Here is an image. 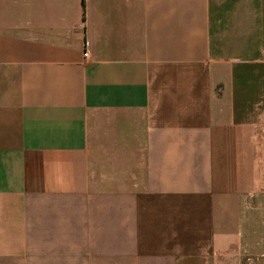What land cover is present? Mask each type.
Wrapping results in <instances>:
<instances>
[{
    "label": "crops",
    "instance_id": "1",
    "mask_svg": "<svg viewBox=\"0 0 264 264\" xmlns=\"http://www.w3.org/2000/svg\"><path fill=\"white\" fill-rule=\"evenodd\" d=\"M262 144L264 0H0V264H259Z\"/></svg>",
    "mask_w": 264,
    "mask_h": 264
},
{
    "label": "built area",
    "instance_id": "2",
    "mask_svg": "<svg viewBox=\"0 0 264 264\" xmlns=\"http://www.w3.org/2000/svg\"><path fill=\"white\" fill-rule=\"evenodd\" d=\"M82 56H83L84 58L87 56L86 51H84V52L82 53ZM262 148H264V144H262Z\"/></svg>",
    "mask_w": 264,
    "mask_h": 264
},
{
    "label": "rangeland",
    "instance_id": "3",
    "mask_svg": "<svg viewBox=\"0 0 264 264\" xmlns=\"http://www.w3.org/2000/svg\"><path fill=\"white\" fill-rule=\"evenodd\" d=\"M261 252H263V257L262 258H264V250H262ZM259 264H264V260L262 261V262H259Z\"/></svg>",
    "mask_w": 264,
    "mask_h": 264
}]
</instances>
